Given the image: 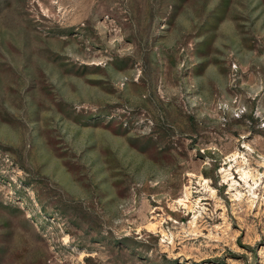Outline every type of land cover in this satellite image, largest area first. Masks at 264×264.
I'll return each mask as SVG.
<instances>
[{
  "label": "rangeland",
  "instance_id": "rangeland-1",
  "mask_svg": "<svg viewBox=\"0 0 264 264\" xmlns=\"http://www.w3.org/2000/svg\"><path fill=\"white\" fill-rule=\"evenodd\" d=\"M0 264H264V0H0Z\"/></svg>",
  "mask_w": 264,
  "mask_h": 264
}]
</instances>
